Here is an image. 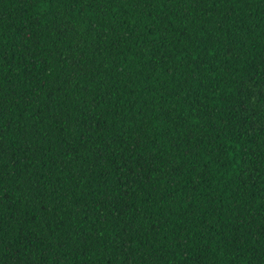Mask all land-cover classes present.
<instances>
[{"label": "trees", "instance_id": "16d2710c", "mask_svg": "<svg viewBox=\"0 0 264 264\" xmlns=\"http://www.w3.org/2000/svg\"><path fill=\"white\" fill-rule=\"evenodd\" d=\"M0 264H264V0H0Z\"/></svg>", "mask_w": 264, "mask_h": 264}]
</instances>
